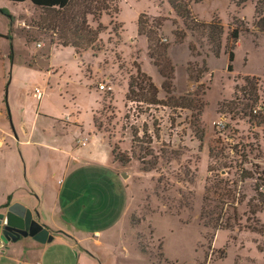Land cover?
Instances as JSON below:
<instances>
[{
    "label": "rangeland",
    "instance_id": "rangeland-1",
    "mask_svg": "<svg viewBox=\"0 0 264 264\" xmlns=\"http://www.w3.org/2000/svg\"><path fill=\"white\" fill-rule=\"evenodd\" d=\"M87 1L93 10L96 1L102 8L110 0H74L63 12L0 0V75L8 77L12 48L15 67L28 57L26 41L47 44V51L51 42L61 45L66 37L78 54L91 55V61L80 66L87 75L92 73L96 86H105L103 106L94 114L96 132L103 136L105 150L125 168L129 194L118 240L120 260L124 264H264V252L258 249L264 250V233L245 227H264V210L256 215L259 226L247 223L264 195V33L256 26L258 0L243 7L236 0H180L190 4L200 22L221 20L224 33L218 58L208 32L199 24L175 11L174 18L167 14L168 0L111 1L110 11L98 18L93 10L84 24ZM154 9L160 16L149 17ZM140 15H144L141 30L147 33L142 36L150 37L148 60L159 75L155 64L167 73L174 71L170 92L162 87L165 79L157 85L160 78L148 60L145 68L156 80L151 78L156 95L149 91L148 78L139 74L141 49L132 42L141 35ZM167 23L171 41L163 32ZM242 25L248 31L240 35L231 72L228 38L233 27ZM179 34H185L184 40ZM246 78L257 87L256 104L242 92L249 89ZM132 79V91L124 92L123 81L130 84ZM153 98L160 104L151 103ZM81 118L88 122V116ZM225 182L235 191L234 207L241 219V225L232 229L226 221L233 217V208L222 202L233 200L216 193H225L219 189Z\"/></svg>",
    "mask_w": 264,
    "mask_h": 264
},
{
    "label": "crops",
    "instance_id": "crops-1",
    "mask_svg": "<svg viewBox=\"0 0 264 264\" xmlns=\"http://www.w3.org/2000/svg\"><path fill=\"white\" fill-rule=\"evenodd\" d=\"M167 11L174 18L171 6ZM163 32L169 41L174 38L168 23ZM132 43L141 49L143 72L156 81L145 68L148 38L138 35ZM26 47L28 57L18 67L12 48L8 77L0 75V216L19 203L54 240L0 239V264H124L118 240L129 201L125 168L96 132L94 114L103 106V91L80 66L91 55L52 42L47 51V44L37 41H26ZM122 89H129V80ZM1 232L0 224V238Z\"/></svg>",
    "mask_w": 264,
    "mask_h": 264
},
{
    "label": "trees",
    "instance_id": "trees-1",
    "mask_svg": "<svg viewBox=\"0 0 264 264\" xmlns=\"http://www.w3.org/2000/svg\"><path fill=\"white\" fill-rule=\"evenodd\" d=\"M5 1H10V2H13V3H24V2H31L35 7L37 8H40L42 9L43 11H46V10H58V11H66L72 4V2L74 0H5ZM111 1H115V0H110V1H107V5L103 6L102 8H100V4L98 1H96V4L94 7L95 9V12H97V17L100 18L102 17V15L105 13V12H108L110 11V7L108 6V3ZM203 0H194L195 3H201ZM249 1L251 0H236V4L238 7H243L245 6ZM170 6L174 9V11L178 14V16L182 17L183 19L185 20H191L192 22H195L197 24H199L198 26L207 31L208 32V40L210 42V45L212 47V51L215 55V57H220L221 55V50H222V35L224 33V27L222 25V22L219 18H213V20L211 22H200L198 20V18H196L191 9H190V4L186 3V2H183L180 0H168ZM86 3V6H85V10H86V13L84 15V20H83V23L86 24V16L88 14H92L93 10L92 8L90 7V4L87 2ZM264 12V0H258V3H257V6H256V14L258 16L257 18V23H256V26L258 28V30L260 32H263L264 33V16L261 15V13ZM115 13H118V8L117 10L115 11ZM60 14V13H59ZM62 14V13H61ZM63 16V14L61 15ZM144 17V15H140L139 16V19H138V29H139V34L141 35H146L147 33L143 32L141 30L142 28V18ZM234 22H241L237 19H234ZM99 29L100 30H104L105 29V26L103 24H99ZM248 31V28H246L244 25H242L241 27L237 26V27H233L231 29V32L229 34V38H228V41L230 43V47H227V54H228V60H229V71H233V62L235 60V48L238 44V41H239V38H240V35L241 33L243 32H246ZM176 37H178V33L175 35ZM180 36L181 37V40H184L185 38V34H182L180 35L179 34V39H180ZM148 40L150 39V37H147ZM8 40H10V38H8ZM63 44H61L62 46H71L75 49L76 48V45L74 43H71V42H66V37H63ZM167 48H165L164 50H166ZM191 50L194 51V48L191 47ZM159 71H160V74L161 76L163 77V79H165V82L163 84V88L166 89L167 92H170L171 89H172V86H173V81H174V71L173 69H171V72L167 73L164 69V66H160L158 64H155ZM142 72V71H141ZM139 71V74L143 77H146L148 78L149 80V91H152L155 95L157 94V87L152 83V79L150 76H148L146 73L142 72L141 73ZM245 82L246 84L248 85L249 89L248 88H244V90L242 92H245V95H249V101H252L254 104H256L258 101H259V97H258V94H257V87L255 85H253L251 83V79L250 78H246L245 79ZM135 85V82L132 81L130 82L129 84V93L132 91V88L134 87ZM144 89V88H142ZM248 90H250V92H248ZM127 100L130 101L131 98H130V95L127 96ZM151 103H155V104H160L159 102H155L156 100L153 98L152 100H150ZM247 109L251 107V105H247L246 106ZM246 110V109H245ZM254 112L257 113V111L255 109H253ZM122 163H124L125 161L124 160H121ZM221 184H224V182L222 181ZM219 189H222L223 192H225L224 194L222 193H218L216 192L219 197H227V199H231L233 200V203L232 202H222L224 205H228L229 207H232L233 208V217H229L227 218V228L228 229H232L234 226H240V222H241V219H239V216H238V213H237V210L235 209L234 207V193L235 191L233 189H231V185L227 182H225V186L224 187H220ZM262 197V200L259 201L261 203L260 206H255V208H253V210L251 209V215L254 217L253 219L252 218H247V223H250V222H254L255 224H257L259 226L260 222L259 220L256 219V215L259 211L261 210H264V195L261 194L260 195ZM208 200V198H207ZM234 222L235 225H232ZM261 226V225H260ZM246 228L252 230L253 232H257V233H264V227L263 225L260 227V228H256V227H252V226H245ZM259 251L261 252H264V250L262 249V247H258Z\"/></svg>",
    "mask_w": 264,
    "mask_h": 264
},
{
    "label": "water",
    "instance_id": "water-1",
    "mask_svg": "<svg viewBox=\"0 0 264 264\" xmlns=\"http://www.w3.org/2000/svg\"><path fill=\"white\" fill-rule=\"evenodd\" d=\"M0 224L1 239L4 242H17L26 237L41 244L51 243L54 240L50 230L34 220L33 212L19 203L11 205L7 214L0 216Z\"/></svg>",
    "mask_w": 264,
    "mask_h": 264
},
{
    "label": "built area",
    "instance_id": "built-area-1",
    "mask_svg": "<svg viewBox=\"0 0 264 264\" xmlns=\"http://www.w3.org/2000/svg\"><path fill=\"white\" fill-rule=\"evenodd\" d=\"M40 46H41V45L38 44V47H40ZM104 88H105V86H103V85L100 86V89H101V90H103ZM36 93H37L38 95H40L39 90H37ZM0 239H1V238H0ZM1 241L4 242L2 239H1ZM2 249H3V243L0 242V252H1Z\"/></svg>",
    "mask_w": 264,
    "mask_h": 264
},
{
    "label": "flooded vegetation",
    "instance_id": "flooded-vegetation-1",
    "mask_svg": "<svg viewBox=\"0 0 264 264\" xmlns=\"http://www.w3.org/2000/svg\"><path fill=\"white\" fill-rule=\"evenodd\" d=\"M34 220L37 221V222H39V221L35 218V216H34ZM39 223H40V222H39ZM48 229H49V228H48ZM12 235H13V234H12Z\"/></svg>",
    "mask_w": 264,
    "mask_h": 264
}]
</instances>
